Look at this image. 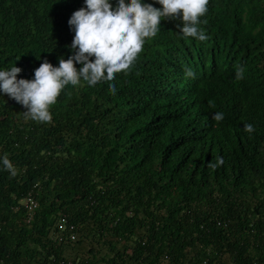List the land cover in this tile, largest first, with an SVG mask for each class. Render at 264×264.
<instances>
[{
    "label": "trees",
    "instance_id": "1",
    "mask_svg": "<svg viewBox=\"0 0 264 264\" xmlns=\"http://www.w3.org/2000/svg\"><path fill=\"white\" fill-rule=\"evenodd\" d=\"M83 6L0 0V67L31 79L67 59ZM200 20L204 41L162 18L114 80L67 85L50 122L0 95L17 170L0 167V264H264V0H209Z\"/></svg>",
    "mask_w": 264,
    "mask_h": 264
},
{
    "label": "clouds",
    "instance_id": "2",
    "mask_svg": "<svg viewBox=\"0 0 264 264\" xmlns=\"http://www.w3.org/2000/svg\"><path fill=\"white\" fill-rule=\"evenodd\" d=\"M156 3L162 7L145 0H115V7L112 0H84V6L68 20L74 32L68 45L72 54L67 59L62 55L58 65L44 59L31 79L18 78L22 68L16 64L0 67V95L8 94L25 106L26 118L50 122L53 118L50 107L67 85L76 86L83 80L95 86L100 81L114 80L116 73L134 64L146 39L156 36L162 18L182 21L178 27L185 37L208 39L206 30L199 25L200 18L208 12L209 0H156ZM243 72V68L238 69L239 78H243ZM187 75H193L191 69ZM213 119L223 120L224 113H214ZM244 130L251 134L255 126L248 123ZM224 163L220 156L212 167ZM0 167L13 176L17 174L7 155L0 156Z\"/></svg>",
    "mask_w": 264,
    "mask_h": 264
},
{
    "label": "built area",
    "instance_id": "3",
    "mask_svg": "<svg viewBox=\"0 0 264 264\" xmlns=\"http://www.w3.org/2000/svg\"><path fill=\"white\" fill-rule=\"evenodd\" d=\"M24 204L29 209L30 212L33 211L38 206L37 202L35 200H33L31 197H29L28 200L24 202ZM72 229H73V227H72ZM71 239L75 240L76 239V235L73 234L71 236Z\"/></svg>",
    "mask_w": 264,
    "mask_h": 264
}]
</instances>
